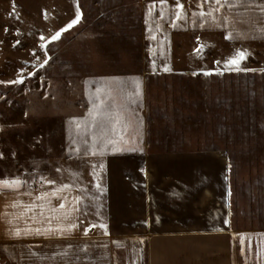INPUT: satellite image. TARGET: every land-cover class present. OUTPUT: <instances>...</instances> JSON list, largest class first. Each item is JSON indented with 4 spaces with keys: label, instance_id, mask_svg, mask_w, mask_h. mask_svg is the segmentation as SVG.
Here are the masks:
<instances>
[{
    "label": "rangeland",
    "instance_id": "rangeland-1",
    "mask_svg": "<svg viewBox=\"0 0 264 264\" xmlns=\"http://www.w3.org/2000/svg\"><path fill=\"white\" fill-rule=\"evenodd\" d=\"M259 3L0 0V180L30 186L67 176L101 189L100 163L68 158L67 125L85 112L87 77L143 73L153 146L223 152L233 219L264 228ZM240 51L246 58L228 63Z\"/></svg>",
    "mask_w": 264,
    "mask_h": 264
},
{
    "label": "crops",
    "instance_id": "crops-1",
    "mask_svg": "<svg viewBox=\"0 0 264 264\" xmlns=\"http://www.w3.org/2000/svg\"><path fill=\"white\" fill-rule=\"evenodd\" d=\"M145 83L143 73L85 79L66 153L101 164V189L63 176L0 192V264H264V228L233 219L226 155L156 149ZM63 185L50 204L36 199Z\"/></svg>",
    "mask_w": 264,
    "mask_h": 264
},
{
    "label": "snow or ice",
    "instance_id": "snow-or-ice-1",
    "mask_svg": "<svg viewBox=\"0 0 264 264\" xmlns=\"http://www.w3.org/2000/svg\"><path fill=\"white\" fill-rule=\"evenodd\" d=\"M209 2H212V0H209ZM214 2L216 4H220L221 2H226L227 4L231 5V6H247L249 3H253L256 2V0H214ZM258 6L261 8V11L264 12V0H260V3L258 4ZM209 15H211V13H209ZM80 20V14L77 13L76 18L74 20H72L67 27L63 30V31H67L69 28L73 27L75 24H77ZM60 36V33H57L56 36L53 37V40L58 39ZM238 59L237 58H232L229 60L228 63H230L231 65H239L240 61L246 58V53L244 51H240L238 53ZM167 70V69H165ZM23 81H12L11 83H22ZM114 131V130H113ZM109 143H112L113 141H108ZM85 143H87V141H85ZM96 154V153H93ZM48 184H54L55 181H46ZM26 183L24 181H21L19 179H13L11 181L9 180H0V192H3L5 190H18L20 187L23 186V184ZM68 187H70L69 185H63L61 188L57 189L56 191L53 192H46V193H42L41 195L37 196L36 199L37 200H41V201H45L46 203L50 204L51 203V197H58V193L64 191L65 189H67ZM97 187H99V185H97ZM28 195H31V193H28ZM64 199H67V197H64ZM13 207H18L19 204H13ZM37 205L35 204H31V205H25V207L31 211L33 208H35ZM41 207H43L44 205H40ZM60 208H64V204L61 203ZM53 211H56V209H53ZM74 227V225H73ZM102 227H106V226H102ZM39 231V230H37ZM17 235H19V233H16Z\"/></svg>",
    "mask_w": 264,
    "mask_h": 264
}]
</instances>
